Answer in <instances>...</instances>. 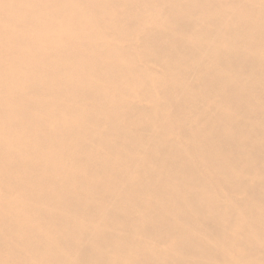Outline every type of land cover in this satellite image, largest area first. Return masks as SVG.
<instances>
[{
	"label": "bare ground",
	"instance_id": "bare-ground-1",
	"mask_svg": "<svg viewBox=\"0 0 264 264\" xmlns=\"http://www.w3.org/2000/svg\"><path fill=\"white\" fill-rule=\"evenodd\" d=\"M0 264H264V0H0Z\"/></svg>",
	"mask_w": 264,
	"mask_h": 264
}]
</instances>
